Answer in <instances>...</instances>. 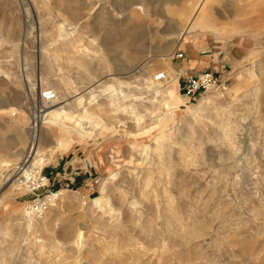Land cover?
Returning <instances> with one entry per match:
<instances>
[{"label":"rangeland","instance_id":"rangeland-1","mask_svg":"<svg viewBox=\"0 0 264 264\" xmlns=\"http://www.w3.org/2000/svg\"><path fill=\"white\" fill-rule=\"evenodd\" d=\"M204 70L215 87L188 97ZM61 105L35 164L61 194L38 217L8 176L32 111ZM1 157L0 264H264V0H0Z\"/></svg>","mask_w":264,"mask_h":264},{"label":"built area","instance_id":"built-area-1","mask_svg":"<svg viewBox=\"0 0 264 264\" xmlns=\"http://www.w3.org/2000/svg\"><path fill=\"white\" fill-rule=\"evenodd\" d=\"M177 56L182 57L183 53L180 52ZM158 79H165V76L160 74ZM216 82L217 78L214 71H201L186 79L184 93L188 97L194 96L200 92L212 89L215 87ZM53 96H55V94L51 91L45 93L46 98H52ZM23 177L25 183H27L30 188L31 194H33L32 203L30 205L31 211L37 216H43L57 201V188L49 183L47 176L43 175L41 170L30 169Z\"/></svg>","mask_w":264,"mask_h":264},{"label":"bare ground","instance_id":"bare-ground-1","mask_svg":"<svg viewBox=\"0 0 264 264\" xmlns=\"http://www.w3.org/2000/svg\"><path fill=\"white\" fill-rule=\"evenodd\" d=\"M139 6V8H143V5H141V4H139L138 5ZM207 6V5H206ZM179 20V19H178ZM201 23V21H199V22H196V23H192L191 22V25L189 24V22L188 23H186V24H184V25H181V24H178L177 25V31H186V32H190V30H192V29H195V28H198L199 26L200 27H206V26H209V25H207V24H200ZM171 34V33H170ZM182 34V33H181ZM173 35V34H172ZM180 37V36H179ZM178 37V38H179ZM173 38H177V36H173ZM165 58V57H164ZM160 74H163L164 76H165V79H166V72H157V73H155V75H154V78H156V79H158V77L160 76ZM150 86H149V88H153V87H155L154 86V81H152V80H150ZM31 86H33V85H31ZM35 88V87H34ZM33 88V89H34ZM32 93V92H31ZM32 94H34V92L32 93ZM55 96H56V94H55ZM56 99V98H55ZM167 102V101H166ZM68 103V102H67ZM168 103V102H167ZM167 106H168V104H167ZM64 106L63 105H61V108H63ZM60 108V110L58 109V107H56V108H54V109H52V110H50V111H48V112H46V114L45 113H42L41 111L43 110V109H37V110H33L32 111V115H33V117L35 118V120H34V123H33V126L31 127V136H32V143H31V149H30V157H29V155H27V157L26 158H28V159H26L25 160V162L23 163V164H21V165H18L15 169H13L14 170V172L15 173H9V176H8V180H13V182H12V184L11 185H13V186H17V188L18 187H23L26 183H25V181H24V174L28 171V170H30V169H35V164H36V162H38V160H39V158H38V156L40 155V154H42L41 153V146H42V125L45 123V122H47L46 120V117H47V114L48 113H51V114H56V115H58V113H60V114H62V115H64L65 114V111H64V108L63 109H61ZM59 111V112H58ZM67 118V117H66ZM52 120V119H51ZM36 122V123H35ZM50 123V122H49ZM53 123H55V122H53ZM56 144H57V146L58 147H61V146H63L64 145V143L63 142H60L59 140H57L56 141ZM14 157V156H13ZM19 174V175H18ZM18 175V177H16ZM2 183H4V182H2ZM3 185V184H2ZM1 185V186H2ZM25 187L27 188V185H25ZM59 191H58V193H57V197H58V195H59ZM61 194V193H60ZM27 209V208H26ZM28 209H27V213L26 214H28ZM32 213V211L30 210L29 211V213ZM33 214V213H32ZM31 215V214H30ZM35 215V214H34ZM37 216V215H36ZM38 217H40V216H38ZM42 217V216H41ZM25 218V217H24ZM30 220V219H29ZM83 237H84V234H82V233H80L79 232V230H77V232H75V234H74V236L72 237V246H73V251L74 252H76L77 254H79L80 255V252L82 251L81 249H82V247L84 246V240H83Z\"/></svg>","mask_w":264,"mask_h":264},{"label":"crops","instance_id":"crops-1","mask_svg":"<svg viewBox=\"0 0 264 264\" xmlns=\"http://www.w3.org/2000/svg\"><path fill=\"white\" fill-rule=\"evenodd\" d=\"M209 30V34H208V36H213V32H215V30L216 29H211V28H204V30ZM189 56L190 57H192L193 59V62L195 61V63H194V68H196L197 66H200V64H201V62H202V57H203V55H201L200 54V48L199 47H197L196 45L195 46H192V48H189ZM206 60V59H205ZM205 66H208V64H206ZM172 71L173 73L175 72V70L174 69H172V68H169V71ZM203 70V69H202ZM196 74V73H195ZM69 137H71V138H73L74 139V142L73 143H71L69 146H65V147H58L57 146V144H56V146H55V148H53V149H51L47 154L49 155V153L50 152H52V154L50 155V157L48 158L49 159V161H47V162H50L54 157H55V155L57 154V153H68L73 147H74V145H75V143L77 142V137H73V136H69ZM75 139H76V141H75ZM3 146V145H2ZM3 157H1L0 158V160H3L2 159ZM3 162V161H2ZM61 193V192H60Z\"/></svg>","mask_w":264,"mask_h":264}]
</instances>
